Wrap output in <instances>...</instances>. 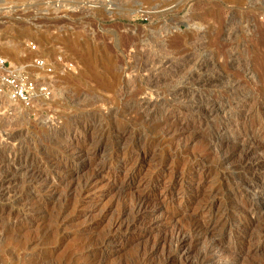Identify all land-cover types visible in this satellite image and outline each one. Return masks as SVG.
Here are the masks:
<instances>
[{"label":"rangeland","instance_id":"obj_1","mask_svg":"<svg viewBox=\"0 0 264 264\" xmlns=\"http://www.w3.org/2000/svg\"><path fill=\"white\" fill-rule=\"evenodd\" d=\"M62 1L65 2V9H63L65 11L68 10V7L75 9L78 4V0ZM110 2L120 5L123 8V13L120 15L109 13L107 15L100 12L94 14L76 12V14L66 15L67 19L65 20L53 23V26L59 30L56 33L47 32L37 36L33 35L30 31H24L12 26L7 28L0 26V38L4 42L2 46L9 42L21 49L11 56V58L7 57L12 62L10 64L12 67H18L17 69L28 73L30 79L39 88L40 94H42L31 108H24L18 104L17 106L21 107V109L17 111H15L18 108L15 106V103L13 105L12 103H6V96L0 94V123L3 125L2 131H8V129L10 130L13 127L22 129V133L24 134L21 140L26 142L25 146L29 145L28 147L36 152L37 149L38 151L40 149L38 146L45 144L48 138L64 137V135L73 136L74 130L72 129V125L77 122L78 118V120L87 118L95 120L97 125L121 127L123 125V117L125 116L120 96L121 84L132 79L129 81H131L133 87H143L145 85V83H141L140 77L134 72L127 71L128 73L122 74L124 66L128 63H188L187 60L193 56L196 59L190 63L205 62L221 63L224 65L227 63H252L255 73L261 80L257 85L258 87L254 86L257 84L255 80H245L240 72L234 74V77L238 78L239 76L240 78L241 76L245 80L247 89L251 88L249 90L260 91L261 86L264 85V70H262V68L264 69L262 67L264 65V0H110ZM113 7L117 6L113 5L109 8ZM84 9L81 11H84ZM139 10H145L150 13L157 12L158 15L150 14L146 16ZM92 30L93 34L91 33ZM23 39H38L46 47L53 43L63 45L79 63H44L45 67L43 68L37 67L35 63H21V57L24 54L22 51ZM162 41L165 42L163 43ZM0 54L4 55L1 50ZM49 54L52 55L53 52L51 51ZM87 60H93L95 63H87ZM93 68L96 70L98 76L106 74V77L112 78L114 86L109 87L104 82H100L101 80L98 79L96 73L91 72ZM109 71L110 73H108ZM42 72L43 74L40 75ZM229 73L233 75L232 71H229ZM125 75H127V78ZM260 100L264 101L263 98ZM111 112L115 113L113 117H109L110 115H108ZM256 115L257 117L259 116L258 118H262L264 116V107L257 111ZM194 127L192 126V128ZM140 130L142 131L141 127H133L134 132L138 131L140 133ZM81 132H84L82 128ZM113 132L114 129L107 138L108 142L105 140L106 142L103 141L100 146V151L105 156H108L110 152L115 150V146H113ZM182 132H179L178 140H175V144L187 142L186 139H188L189 133L186 131ZM127 141L129 142L130 140L128 139ZM128 142L125 143L127 144ZM204 143V139H196L191 144V151L195 153L203 151L206 146V143ZM105 145L107 146L105 147ZM105 151L106 153H104ZM154 154L147 155L141 163L137 162L135 164L134 158L120 168L109 165L101 168L100 163L103 161V158L100 157L92 163H72L74 168L71 176L68 177L69 172L65 173L68 169H61L62 172H58L59 174L67 175L65 187L63 185L58 187L57 194H55L56 203L50 205L47 211L38 209L30 202L20 203L16 200L17 194L15 193H17V190L13 191L14 189L8 195L1 196L0 264H30L31 261L29 260H36L38 258L44 259L41 264H58L64 261L71 253L74 256V264H137V256L135 255L137 251L152 247L155 239L156 241L160 239L161 242L158 245L159 248L157 246L158 249L154 253L156 258L152 257V262H159L161 260L159 258H163L165 252L167 254V251L171 252L172 250L169 247L171 237L170 240H167V237L169 239L172 228L176 224L182 225L184 222L202 220L203 214L195 210L199 204L213 202L212 204L215 205L216 209L222 210L226 206H235L233 208L239 207V210L247 207L244 200L249 197V193L250 196L252 194L255 195V199L261 198L260 192L248 191L246 193L244 188L237 186L238 178L247 179L251 176L248 172L245 170H226L224 171L225 175L230 176L226 180L227 184H224L226 188H221L217 184L218 178L221 179V173L212 172L214 175L210 174L211 177L208 176V182L198 185L201 191L203 190L198 197L201 200L196 198L194 202L187 204L180 196L166 199L163 196V192L167 188L174 187L175 190L179 188V190H182V187H194L196 183L185 181L182 184L180 181H175L172 185L170 180H178L181 177L180 174H176L181 170V165L171 166V159L165 157L163 167L160 170L156 166V161L155 163L153 161L158 159L159 155L157 152H154ZM105 156L104 159H106ZM131 173H134L136 176L133 180L128 179V174L130 175ZM92 177L95 179V184L90 188L91 190L88 189L83 194L84 196L81 195V204H74L72 206L74 209L71 207V212L70 210L66 213L64 212L62 217L64 219L59 220V227L61 228L57 229L59 228L55 227V220L57 219L54 218L57 212H60L61 199L65 195L63 192L70 185L71 188H78V185L83 184L85 180ZM149 180H151L150 183H148ZM141 193H150V196H153L152 203L155 205L152 204L151 207L155 210L153 216L157 219L155 217L152 219L158 222L157 225L149 227L147 219H142V214H139L134 219L136 223L131 225V229L124 236L125 246H108L105 248L106 254L101 259L88 256L85 252L86 250H78L80 244L90 237H96L95 242L102 234L109 233L115 220L121 219L122 216L121 220L126 219L124 221H130L132 217H130V214H127L129 209L127 208L128 204L139 195H142ZM229 197H235L234 205H231ZM43 198L45 200L48 199L47 196H43ZM235 199H238V202ZM198 201L199 203H197ZM125 203L127 204L125 205ZM125 209H127V212L124 211ZM235 209H233V212H235ZM167 210L176 212L177 217L174 220L177 221L176 224L174 221V224L166 222L164 214ZM123 211L129 216L125 213L123 214ZM235 218L237 216L233 213L231 218L228 219L225 228L218 234L222 237L225 244L230 243L237 248L240 247V264H252V262H254L253 264H256V262L257 264H261L264 248L259 247L257 251L250 250L248 252L249 247L255 248L257 244L255 243V239L252 240L253 238L247 244L246 242L250 238V235L245 236L235 232V223H237V219L235 220ZM142 220L144 221L142 222ZM48 225L49 227H47ZM5 229L11 230L15 234L12 236L8 235ZM44 229L47 230L45 231ZM49 229L53 230L49 237L50 240L48 239L46 240L47 242L40 243L38 240H41L42 236L44 237L45 232ZM230 230L233 232L232 234H230ZM162 239L167 244L169 243L168 246L162 243ZM17 244L20 245L18 247H21L19 249L20 253L18 252L19 254L13 255V257L8 252L10 251L9 249ZM205 248H208L207 242L202 241V243L195 246L190 258L194 256L191 258L194 260L198 255L205 253V251L207 252L208 249L206 250ZM172 256H175V254ZM75 257L77 258L75 259ZM190 258L187 261H175L174 263L183 264L184 262L187 264ZM79 260L81 262H76Z\"/></svg>","mask_w":264,"mask_h":264},{"label":"bare ground","instance_id":"obj_2","mask_svg":"<svg viewBox=\"0 0 264 264\" xmlns=\"http://www.w3.org/2000/svg\"><path fill=\"white\" fill-rule=\"evenodd\" d=\"M140 12L146 16L157 14V12L150 13L145 10H141ZM0 50L3 52L4 57L11 58V56L15 55L21 49H19L17 45L8 42L5 43ZM194 59H196L194 56L191 57V59L187 60L188 63L126 64L122 70V74H126L127 71L134 72L140 77L141 83L143 82L145 85L143 87H133L131 81H129L132 79L121 84L120 96L124 107L123 114L125 115L121 127L97 125L95 120L93 121L89 118L78 120V118L77 122L73 125L71 124L72 129L74 130L73 136L64 135V137L58 136L55 138L53 137V139L48 138L46 139L47 142L45 144L38 146L40 147L39 151L37 149L35 152V150L28 147L29 145L25 146L26 142L21 140L24 134L22 133V129L13 127L10 130L8 129V131H2L3 129L1 130V128H3V125L0 123V197L3 195L6 196L17 190V193H15L17 194V197L15 194L13 195H15L16 200L20 203L30 202L38 209L47 211L50 205L56 203L55 194H57L58 187L62 185L65 187L64 184L67 175L59 174L58 172L61 171V169H68L65 173L69 172L68 177L71 176L74 168L72 163H92L100 157L103 158V161L100 160L101 168L106 165L120 168L134 158L135 164L137 162L141 163L147 155H155L154 152H157L159 158L153 161L154 163L156 161V166H158L160 170L163 167L165 157L170 158L172 163H174H171V166L181 165V170L178 171L179 173H176L180 174L181 177L178 178V180H170L172 185L175 181H180L182 184L185 181L196 183V186L182 187V190H179L180 188L175 190L174 187L167 188L163 192V196L166 199H173L176 198V196H180L187 204H190L194 202L203 191H201V188H199L198 185L208 182L207 179L210 174L214 175V173L218 172L219 174L220 172L221 179L218 178L217 184H219L221 188L225 187L224 184H227L226 180L230 178V176L225 175L224 171L226 170H245L248 172L251 176L247 179L238 178L240 183L237 181V186L239 188H244L246 193L248 191H258L261 193V198L255 199V195L253 194L250 196L249 193V197L244 194L248 197L244 200L247 207L239 210V207L236 209L233 208L235 206H226V208L220 210L216 209L215 205L212 204L213 202L201 203L195 208V210L203 214L202 220L187 223L184 222L182 225H177V221H174L177 217L176 212L167 210L165 214L163 213L167 220L166 222L172 224L174 221L176 224L172 228V233L170 232L171 236H169V239L167 237V240H170L171 237V241H169V247L172 248L171 252L167 251V254L165 252L164 257L159 258L161 259L159 262H152V257L154 256L153 258H156L154 253L159 248L158 245L161 242L160 239L157 241L155 239L153 246L150 242L152 247H149L148 245L149 248L137 251V254H135L137 256V264H172L175 261H187L190 258L191 253H193L195 246L202 243V241L207 242L208 251L198 255L194 260L191 259L194 256L191 257L187 264H240V247L237 248L230 243L225 244L222 237L218 234L225 228L228 219L231 218L233 213L237 216V218H235V220L237 219V223H235V232L241 233L245 236L250 235V238H247V244L250 243L249 241H251L252 238V240L255 239V243L257 244L255 248H246L248 249V252H250V250L257 251L259 247L264 248V116L258 118L259 116L257 117L256 115V112L264 107V101L260 100L261 98L264 99V85L260 88L261 92L258 90H249L250 87L247 89L245 80H255L257 84L254 86H257L259 82H261L260 77L257 76L254 71L252 63H227L226 65L205 62L190 63ZM87 63L95 62L93 60H87ZM262 67H264V65ZM228 70L232 71L233 75L230 74ZM262 70L264 69L262 68ZM91 72L95 74L96 70L93 68ZM239 72L240 74L242 73L245 80L241 76L240 78L239 76L238 78L234 77V74H238ZM108 73H110V71ZM42 74L43 72L40 75ZM96 75L98 79L101 80L100 82H104L105 85L109 87L114 86V80L110 77H106V74L98 76L96 73ZM125 76L127 78V75ZM8 100L6 97V103H12L13 105V102ZM17 105L18 104H15V106ZM19 109H21V107L16 108L15 111ZM108 115H110L109 117H113L115 113L111 112V114ZM90 118L92 117L90 116ZM189 122L195 125H192ZM192 126L195 127L192 128ZM133 127H141L143 132L141 130L140 133L138 131L134 132ZM81 128L84 132H81ZM113 129V146H115V150L112 151L113 153L109 151L110 153L108 152V156H105V154H102L103 152L101 153L100 146L103 141H107V138L111 135ZM182 131L189 133L188 139H186L187 142L175 144L174 142L178 138L179 132ZM199 138L205 140L206 146L203 151L195 153L191 151V144ZM128 139L130 140L129 142L127 141ZM125 142L128 143L126 144ZM106 146L107 145H105V147ZM104 153H106V151ZM104 156L106 159H104ZM154 158L156 157L154 156ZM96 177L98 176L96 175ZM135 177L134 173H131L130 175L128 174L129 180H133ZM150 182L151 180H149L148 183ZM94 184L95 179L92 177L85 180L83 184L78 185V188H71V185L66 188L67 190L63 192V194L65 193L64 197L62 199L60 198L61 209L58 208L60 209V212H57V215L54 218L57 219L55 220V227H59V220L64 219L62 218L64 212L66 213L68 210L71 212V207L74 204H81V195L93 187ZM12 189L14 190L12 191ZM76 192L77 194L79 193L78 196L80 198L77 196ZM41 194L47 196L48 199L45 200ZM150 195V193H143L128 204V212L127 209L124 211L132 217V219L128 217L130 221H124L126 219L121 220L123 218L122 216L121 219L115 220L109 233L102 234V236L100 235L101 237L95 242L94 240L96 237L87 238L88 240L85 242L83 241L78 247V250H86L85 252L88 256H93L95 259H101L106 254L105 248L108 246H125L126 243L124 242V236L131 229V225L136 223L134 222V219L139 214H142V219H147L146 221L150 225L149 227L157 225L158 222H156L155 219H152L155 217L153 216L155 210L151 207L154 203H152L153 196ZM234 198L229 197L231 205H234ZM198 199L201 200L200 198ZM197 203H199V201ZM126 204L127 203H125V205ZM233 209H235V212H233ZM124 211L123 214L125 213ZM143 221L144 220H142V222ZM47 227H49V225ZM60 228L61 227L57 229ZM40 230L42 231V229ZM51 231L53 230L49 229L45 232L44 237L42 236V239L38 241L42 243L48 240ZM5 232L11 236L15 234L8 229ZM232 233L233 232L230 230V234ZM162 243L167 246L169 244L164 240ZM18 246L20 245H14L9 249L10 251L8 253L12 256L19 254V249L21 247ZM174 254L175 256H172ZM76 258L77 257H75V259ZM73 260L74 256L71 253L66 259H64V261H61L58 264H74ZM29 261H31L30 264H41L44 259L38 258ZM258 261L260 262V260ZM76 262L81 261L79 260ZM253 263L254 262H252V264ZM183 264L185 263L183 262ZM261 264H264V255Z\"/></svg>","mask_w":264,"mask_h":264},{"label":"built area","instance_id":"obj_3","mask_svg":"<svg viewBox=\"0 0 264 264\" xmlns=\"http://www.w3.org/2000/svg\"><path fill=\"white\" fill-rule=\"evenodd\" d=\"M62 0H0V26L15 27L30 31L33 35L56 33L53 23L67 19L66 15L77 13H112L120 15L123 8L110 0H78L77 7L65 9ZM117 6L109 8L110 6ZM83 8L84 11H81ZM62 9V10H61ZM86 10V12H85ZM93 34V30L91 31ZM4 42L0 38V48ZM23 56L21 63H35L37 67H45L44 63H79V61L63 45L55 43L43 46L38 39L22 40ZM53 54H49V52ZM6 57L0 54V94L24 108H31L41 97L39 88L30 79L28 73L12 67Z\"/></svg>","mask_w":264,"mask_h":264}]
</instances>
